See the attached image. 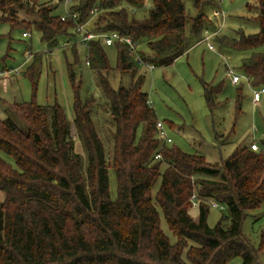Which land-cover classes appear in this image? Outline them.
Returning a JSON list of instances; mask_svg holds the SVG:
<instances>
[{"label": "trees", "instance_id": "16d2710c", "mask_svg": "<svg viewBox=\"0 0 264 264\" xmlns=\"http://www.w3.org/2000/svg\"><path fill=\"white\" fill-rule=\"evenodd\" d=\"M151 1L147 16L138 19L135 13L146 0H71L67 10L76 18L62 19L46 2L0 0V24L24 35L39 32L48 52L61 42L70 49L73 92L72 121L58 104L42 106L34 99L7 105L18 123L0 116V264H227L236 257L241 264H259L264 231L254 250L242 225L249 211L264 206V152L252 150L251 143L209 163L163 144L143 91L145 66L127 44L106 46L101 37L80 41L83 32L76 25L97 35L117 33L135 44L145 65L166 66L201 39L205 8L214 4V13L221 10L217 0ZM245 10L258 23L257 33L239 29L229 36L220 30L211 39L219 49L250 52L237 68L256 89L264 86V0L246 3ZM79 46L87 51L85 64L95 75L98 96L80 95ZM104 47H115V68ZM40 65L35 55L24 73L33 96ZM208 89L213 108L211 97L221 86ZM237 93L239 113L240 88ZM72 127L82 153L75 151ZM193 202L196 219L190 215ZM212 203L225 213L210 228Z\"/></svg>", "mask_w": 264, "mask_h": 264}, {"label": "rangeland", "instance_id": "374dc122", "mask_svg": "<svg viewBox=\"0 0 264 264\" xmlns=\"http://www.w3.org/2000/svg\"><path fill=\"white\" fill-rule=\"evenodd\" d=\"M253 0H222L220 3L224 17L216 16L214 4L205 8L207 16L206 26L201 39L214 34L216 31L229 36H236L239 29L246 34L258 32V23L253 14L245 10V4ZM54 6L51 14L65 15V8L57 0H39ZM53 2H56L53 4ZM152 5L146 0L144 9L135 13V17L143 19ZM186 9L191 11L189 1ZM193 13V12H192ZM26 32L13 28L9 24H0V74L17 69V74L0 76V116L9 118L18 123L17 118L8 111L7 105L13 102H29L42 106L58 104L64 110L69 121H72L73 92L68 80L67 62H72L70 49L62 46L48 52L46 45L41 41L39 32ZM81 37V35H80ZM200 39V40H201ZM194 40L189 50L174 60L171 64L154 67L149 70L140 68L145 75L143 91L155 112L157 122H161L171 139L169 146H175L188 154H198L205 157L209 163H220L239 146L249 147L255 144L264 152V98L258 105L251 102V90L244 82L232 84L231 77L225 71V64L240 74L237 68L240 59L250 54L249 51L236 52L229 49H219L211 39L214 51L207 48V44ZM80 65L75 67L76 82H80V95H99L95 85V75L85 64L87 51L78 48ZM111 68L116 67L115 47H104ZM41 57L39 77L33 96L32 84L24 75L32 64L33 56ZM221 86L220 93L211 97L216 105L209 107L206 92L208 88ZM240 88V112L236 113L238 89ZM238 114V115H237ZM72 136L75 141V151L82 153L80 143L76 139L72 127ZM104 132V131H103ZM106 134V133H105ZM103 133L106 142L108 134ZM140 136L138 130L137 137ZM108 142V141H107ZM9 160V159H8ZM212 178V177H208ZM111 193L115 196L114 181L111 178ZM197 203L193 202L190 215L197 218ZM225 210L209 208L207 225L213 228ZM161 229L170 238L174 237L168 231L163 219ZM264 231V206L249 211L242 225V235L257 250L260 237ZM259 264H264V252L257 253ZM240 257L233 258L227 264H241Z\"/></svg>", "mask_w": 264, "mask_h": 264}, {"label": "built area", "instance_id": "2783aa9c", "mask_svg": "<svg viewBox=\"0 0 264 264\" xmlns=\"http://www.w3.org/2000/svg\"><path fill=\"white\" fill-rule=\"evenodd\" d=\"M58 2L62 3L64 8H65V15L62 16V19L67 17V16H70L72 19H75L76 18V15L74 13L72 14H69L68 13V5L70 4V1L71 0H57ZM218 3H221L222 0H217ZM216 16H222L224 17V13L222 10H218L214 13ZM77 27V30L80 32H83L82 33V36H81V42L82 43H86L87 41H89L90 39H94V38H97V37H101L104 41V44L106 46H111L114 42H118V43H124V44H127L128 47L130 48V51L134 53V55L136 56L135 59H136V62L139 64V65H144L147 69L149 70H152L154 69V66L153 65H145L140 59L139 57L136 55L135 53V44L133 42H131V40L129 38H126V37H122L120 35H118L117 33H111V34H100V35H97V34H93V33H90V32H87L84 30V28L82 26H78L76 25ZM215 34V33H214ZM209 35L203 39L200 40L199 43H206L207 44V48L210 50V51H214V47L213 45L209 42L211 40V37L214 35ZM225 71L227 72L228 75H230L231 77V83L232 84H237L239 82H242L244 81L247 85V87L251 90V100L253 102V104H258L260 102V100L262 98H264V86L260 87V88H252L250 87V84L248 82V79L244 76V75H241V74H237L234 72V70L227 66L225 64ZM16 74L18 73L17 72V69L15 70H9V71H6V72H3L0 74V76H6L8 74ZM156 134H157V138L160 142H162L163 144H169L171 143V139L170 137L168 136V133L164 127V125L161 123V122H156ZM251 149L252 150H258L257 146L255 144H252L251 145ZM155 158H160L159 155H157ZM212 208H220L221 210H224L223 207L215 204V203H212L211 204Z\"/></svg>", "mask_w": 264, "mask_h": 264}, {"label": "water", "instance_id": "95a60500", "mask_svg": "<svg viewBox=\"0 0 264 264\" xmlns=\"http://www.w3.org/2000/svg\"><path fill=\"white\" fill-rule=\"evenodd\" d=\"M206 97H207V99H209V92H208V90L206 92Z\"/></svg>", "mask_w": 264, "mask_h": 264}, {"label": "crops", "instance_id": "0c3cea01", "mask_svg": "<svg viewBox=\"0 0 264 264\" xmlns=\"http://www.w3.org/2000/svg\"><path fill=\"white\" fill-rule=\"evenodd\" d=\"M251 102H252V100H251ZM253 103V102H252ZM253 105H258V104H253Z\"/></svg>", "mask_w": 264, "mask_h": 264}]
</instances>
